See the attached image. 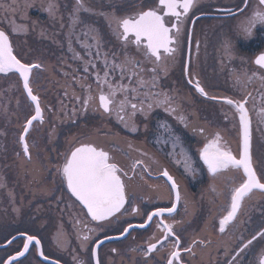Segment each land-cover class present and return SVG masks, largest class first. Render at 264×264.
I'll list each match as a JSON object with an SVG mask.
<instances>
[{
    "label": "snow or ice",
    "instance_id": "snow-or-ice-1",
    "mask_svg": "<svg viewBox=\"0 0 264 264\" xmlns=\"http://www.w3.org/2000/svg\"><path fill=\"white\" fill-rule=\"evenodd\" d=\"M195 3L196 0H125L127 6L117 2L111 3L109 10H103L92 8L90 0H74L71 11L68 13L69 50L73 52L74 58L83 62L85 72H88L90 68L95 70L97 87L93 91L91 84L81 83V87L87 89V94L83 97L75 96V99L80 102V108L72 109V117H75L78 112L87 113L91 108L93 111H102V114L109 117L115 115L120 123L135 132L137 131L136 118L138 114L146 119L155 108L163 107L165 111L177 115V119L184 123L185 127H188L186 117L179 115L177 107L173 106L177 104L176 98L163 90L160 80L162 74L163 76L168 74L170 64L175 63L177 55L180 54L181 36L184 33L183 25ZM242 3L243 8L239 9L241 14L249 7V0H242ZM256 5L251 14L237 24V34L250 37L257 25L264 26V0H256ZM39 6L51 19H59L61 27H63V15L60 13L59 0H42ZM34 7L36 5L32 0H0V11L4 14L0 23L6 21L8 27V31L0 28V74L6 77L9 74L18 77L22 83L23 93L34 106V114L25 119L19 136L23 155L28 162L32 161L28 139L30 130L33 129L34 122L37 124L44 122L41 97L34 92L32 87L33 72L42 69L43 65L39 62L24 61L22 58H18L9 33L19 34L22 31H27L26 27L16 25L14 18L18 16L24 18V14ZM82 13L103 17L117 47L111 52L103 51L104 36L94 23L82 18ZM228 14L236 15L231 10L228 11ZM78 27L81 35L88 38L82 41V48L86 55L93 59H85L72 47L73 36L77 41L81 39L80 35H76ZM199 46L197 41V51ZM233 48L231 39L226 38L223 41L225 54L231 57ZM95 58H102V69L97 70V65L94 63ZM254 63L260 69H264V52L255 58ZM146 76L149 78L145 79ZM254 78L259 80L261 87L264 88V75H258L255 72L251 76L247 72L234 73L237 85L243 86ZM188 82L192 83V80ZM195 88L202 96L212 100L217 99L215 96H209L199 80H196ZM141 89H146V91H141ZM153 89L159 90L152 91ZM65 95H68L67 91ZM250 96L249 92L238 100L224 98V102L232 106L238 113V121L242 128L243 149L239 158L226 148L219 131L209 136L205 134L203 127L193 129L204 138L203 147L198 150L199 157L207 166V171L211 173L213 179L230 170H242L243 178L240 183L230 187L229 206L226 214L218 222V231L221 234L226 233L230 227L243 223L240 216L243 214L246 198H251L255 192L264 195V179L257 175L251 154L252 119L247 107ZM261 100H264V92L261 93ZM17 105L19 106V100ZM63 109L64 105L61 101L60 111L63 112ZM49 111H51L50 107ZM257 117L260 123H264V106L260 108ZM225 118H227V114ZM158 127L173 138L174 145L180 141V137L176 136L166 123H161ZM55 133L56 130L53 127L49 137L54 138ZM128 147L130 150L139 151L133 149L131 144ZM60 155L61 162L54 165L59 182L66 185L71 197H74L84 210L85 216L90 217L87 222L78 216L73 217L74 226L83 225V228L78 231L86 229L82 237L78 235L82 248L87 250L88 243L98 235L99 230L104 229L105 222L110 223L113 218L119 219V216L126 212L130 215H143L144 221L139 225L128 223L120 230V237L127 238L136 228L147 229L153 224L160 232L159 237L153 233L141 246V254L144 257L143 264H152L153 261L155 264H191V260L185 261L184 253H187L190 258H195L198 247L208 248L211 245L212 242L206 238L192 237L182 241L177 229L182 221L176 220L175 216L179 215L178 208L181 206L187 214L189 205L182 196L180 185L167 169L162 170L160 174L170 182V206H156L153 210L142 213L140 206L132 203L126 179L134 178L138 169L141 170V174L145 172L150 174V166L143 158L133 159L130 171H126L115 162L109 151L92 142H77L75 137L67 141V148ZM147 155V153H141V157ZM17 156H20V153H17ZM182 156L184 157L185 171L194 174L196 169L191 166V157L186 152H182ZM3 187L6 185L0 182V188ZM211 190L215 192V186H212ZM12 195L9 192V196ZM62 199L63 197H60V200ZM15 210L19 211V209ZM166 214L171 218V223L165 219ZM91 222L98 223L96 227H88ZM19 235L23 238L22 248L17 250L14 255L8 256L6 260L0 261V264H17V262L23 264L21 258L29 253L30 247L37 251L44 260L49 259L45 255L41 239L37 235L29 234L27 231H22ZM58 235L65 238L63 241L57 239L58 246L63 248L68 241L67 233L63 231L62 226L58 230ZM120 237L105 234L103 239L96 240L91 249L95 264H102L98 253L101 245L105 241ZM15 239L16 237L13 236L8 240V244H11ZM238 241L234 247H229L226 244L221 245L226 257L224 264H246V257L255 253L254 242L264 244V226L253 232L250 238L245 239L241 235L238 237ZM165 249L167 250L165 251ZM112 251L116 252L117 250L112 249ZM132 251L135 252L137 249H132ZM162 252H164L163 256H161ZM158 256L160 259H157ZM54 264H60L59 260H56ZM248 264H256V262L249 261ZM258 264H264V247L259 249Z\"/></svg>",
    "mask_w": 264,
    "mask_h": 264
},
{
    "label": "flooded vegetation",
    "instance_id": "flooded-vegetation-1",
    "mask_svg": "<svg viewBox=\"0 0 264 264\" xmlns=\"http://www.w3.org/2000/svg\"><path fill=\"white\" fill-rule=\"evenodd\" d=\"M110 1L107 0L106 2L111 4ZM256 6V0H249V7L241 14L239 9L243 8L242 0H204L203 2L197 3V7L199 8H195L196 11L192 8L189 12L188 18L183 25L184 33L181 36L180 54L177 55L175 63L170 64L168 74L166 76L162 74V79L160 80V85L163 90L169 92L176 98L177 104L173 106L177 107V113L179 115L186 117V121L189 125L188 127H185L184 123H181L177 119V115L165 111L163 107L155 108L146 119L138 114L136 118L137 131L135 132L130 131L129 128H126L120 123L115 115L109 117L106 114H102L103 122L99 123L104 124L101 132L106 134L105 136L109 138L110 145H107V149L112 150V152H110L111 155L114 158L117 157L119 159V157H121L123 159L121 163L119 160H116V162L120 164V167L124 168L126 171H130V164L133 159H136V152L130 150L127 145H125V147L123 146L125 142L127 144L130 143L133 148L137 147L139 150L138 152L141 150L137 158H143L150 166V174L147 172L141 174V170L138 169L134 178L126 179L127 189L132 197V203L134 205H139L142 213L153 210L156 206L168 207L171 204L170 182L167 181L166 177L160 174L162 170L167 169L170 175H172L180 185L182 196L188 202L189 207L187 214H185L182 206L178 208L179 215H176L175 219L182 221V224L177 226L178 234L181 235L182 241L192 237H198L206 238L212 242L208 248L198 247L196 249L197 255L195 258H190L187 253L183 254L185 261L191 260V264H224L226 257L224 249L221 247V245L225 244L224 241L228 242L230 240L232 245L230 247H234L239 242L238 237L242 235L245 239L250 238V235L258 230L259 226L262 224V226H264L263 198L256 203H249L251 198L258 196V193L255 192L251 198H246L245 200L243 214L240 216V220L243 223L237 224L235 227H230L224 234L219 233L218 222L219 219L226 214V210L229 206L230 187L233 186V184L241 182L243 178L242 170H230L213 179L211 173L207 171V166L199 157L198 150L203 147L204 138L193 130L194 128L203 127L205 128V134L210 136L207 125L212 124L213 127L217 128L216 132L219 131L221 133L222 142L225 144L226 148L239 158V154L242 152L243 147L238 113H236L232 106L224 102V98L238 100L249 92L251 96L248 97L249 102L247 107L251 114L253 128L255 127L253 116L254 114L257 116L256 113L264 106V100H261V93L264 92V88L261 87L260 81L255 78L250 83H245L243 86L237 85L235 80L231 81L229 79V75L226 74V72L222 74V83H224V85L220 82V84L216 83L214 80H216V76L219 73L216 57L214 55L216 53V46L214 42L207 40L208 37L205 36L206 32L198 29V24L206 19H219L223 22L237 25L239 20L250 15L251 11L256 8ZM193 10L195 13H193V17H191ZM229 10L236 15H229ZM101 24H103L104 28H108L104 19H102ZM56 25H59L61 28V23L58 20L55 22V26ZM69 26L66 19H64L62 29L60 30L59 27L55 28L56 31L61 32L60 36L62 38L60 42L64 38L67 41L66 36H68ZM255 30L256 32L252 33L250 38L242 37L240 40L233 39L238 43V46L240 45V50L246 52V60L249 62H246V70L244 71L247 72L249 76L254 72L258 75H264V69H260L259 66L254 63L255 58L261 52H264V26L257 25ZM6 31H8L7 28ZM231 31H233L237 37V33L234 30ZM105 33L108 36L106 39L109 45L103 46L102 50L111 52L117 47V43L112 37L109 28L105 30ZM9 35L15 52L18 54V58H22L24 61L39 62L43 65L42 69L34 70L32 77V87L34 88V92L41 97L42 107L44 106L43 101L49 98L50 92L47 93L48 90L54 91L53 93H55L56 98H58L59 95L64 97L66 105L76 103L74 108H78L80 102L77 100H75V102L71 94H87V89L82 88L81 83L91 84L93 91H95L94 87L97 86L95 83V70L90 68L88 72H79L81 69L80 66L83 68V62L74 58L73 52L69 50L68 45L65 51L60 50L59 52H56V49H59L58 47L50 45V48L54 47L55 51L48 50L43 53H35L27 55L28 58H26L20 52L16 39H14L10 33ZM82 41V38L80 41L74 38L72 47L77 52L81 53L82 51L86 54L85 50L82 48ZM197 41L200 45L198 51L196 48ZM251 48L253 51H250ZM93 54L95 55L94 49ZM85 59H93V57H88L86 55ZM202 61L205 63L204 67ZM94 63L97 65V70L103 68L102 58H95ZM234 68L238 69V67ZM185 69H187V71H185ZM197 69L200 74L199 76L194 74ZM209 69L211 70L212 80L214 81L211 86L210 84H206L207 81L202 73L203 70L206 73V77H208ZM65 73H67V75H65ZM148 78L147 76L145 77V79ZM189 80H192V83H189ZM196 80H199L201 86L205 88V91L208 92L209 95L211 93L210 96H215L217 99L212 100L202 96L195 88ZM125 83H127V80H125ZM4 85L5 88L3 93L6 92L8 97L6 98L7 101H5V99L4 101L0 99V104L3 106L7 105V107L11 109L10 112H7V115L13 118L12 114H18V111L16 110L15 112L17 101L13 102L12 97L13 95H15L16 98L18 97L20 88L22 89V83L16 76L9 74V76L6 77L0 74V86ZM13 85L15 86L13 87ZM158 90L159 89H153L152 91ZM66 91L68 92L67 96L65 95ZM141 91H146V89H141ZM0 95L3 94L0 93ZM56 98L53 97L54 110L55 104L57 105L55 111L52 110L51 104H47L48 108H46V110H49V107L51 108L49 126L44 124L47 121L44 109L43 124L34 123V130L30 131L28 137L30 151L32 153L34 147V157L40 168H24L25 165L27 167L31 165V162H27L22 152V146L19 143V136L25 119L30 117L33 113L29 112L27 117L24 114L26 118L22 117V120H16L15 123L13 122L15 126L9 127V130H11L7 154L11 160V166L10 170L5 171V177L8 181L7 187H9L10 190H14V199L12 196H9L7 190L3 191L2 188H0V208L9 207V204L14 201L15 205L21 207L25 212L27 211L30 220H42L46 214L50 215L53 212L59 214V210L61 218H64L65 222L67 221V228L72 233H75L74 231L83 228V225L74 226L73 217L78 216L85 222L90 220V217L85 216L84 210L79 203L75 201V198L71 197L66 185L59 182V178L54 170V165L62 160L60 154L65 151V146L62 149L61 146L59 147L55 144L58 152L54 154V156L52 154H50L49 157L47 156L49 152L54 153V151L49 148V141L51 139L49 133L51 129L53 127L55 128L57 138L59 137L58 129L59 132H62L61 120L63 117L59 115V118H57L58 113L56 111L59 110L60 105L56 102ZM26 102L28 103V100H26ZM20 103L21 106L25 107L26 103H24V101H20ZM30 105L32 108L33 106L31 103ZM209 109H213L210 115L207 113ZM20 110L19 108V111ZM11 111H13L12 114ZM52 111L55 112V122L52 120ZM227 111H230V113L232 111L233 114L229 115ZM64 112L65 114L68 113L67 110H64ZM69 112H71L70 119L73 120L72 110H69ZM96 112L99 111H93L90 108L86 114L83 113V116H87V118L90 119V116L93 115L98 118ZM226 114L227 118H225ZM91 120L95 122L96 118H92ZM75 122L77 123V121ZM161 123L169 125L174 134L180 137L178 143L174 145L173 138L164 132L162 128L158 127ZM145 125H147V128H145ZM42 127L46 128L44 129ZM233 132L238 133L240 136L238 143L239 149L238 147L234 150L230 148L228 139L232 141L234 138V136L232 137L234 134ZM213 133L215 132L211 134ZM62 138H64V136ZM255 148L252 143L251 154L253 166L257 175L264 179V161L259 159V156H255ZM182 152H186L191 157V166L196 169L194 174L185 171ZM17 153H20V156H17ZM141 153H147L148 155L141 157ZM212 186H215V192L211 190ZM60 197H63V199L60 200ZM69 205H71V207H69ZM20 217L24 218V216ZM124 217L125 219H122L121 222L119 219H113L110 223H105L110 226L99 230L98 235L94 238H97L96 240L102 239L105 234L108 236H118L120 230L126 227L128 223L139 225L144 221L143 215H130L126 212ZM14 219L17 220V216ZM14 219L12 221H15ZM165 219L167 222L171 223V218L168 217L167 214L165 215ZM96 225L97 222H91L88 224V227H96ZM26 231L29 234L36 235L34 232ZM153 233H155L157 237L160 236V232L157 231L155 224L150 225L147 229L136 228L127 238L109 243L116 244V246L119 247L123 242L130 240V244H127L124 254L131 258L132 264H143L144 257L141 254V246L145 244ZM258 245L255 246L257 250L254 255L246 257V264H248L249 261H255L256 264H258L259 248L261 246L257 248ZM112 249L117 250L113 252V254L119 255L120 251L117 248L113 247ZM132 249H137V251L134 252ZM166 250L167 249H165V251ZM163 255L164 252L161 253V256ZM157 259H160V256H158ZM152 264H155V261H153Z\"/></svg>",
    "mask_w": 264,
    "mask_h": 264
},
{
    "label": "rangeland",
    "instance_id": "rangeland-1",
    "mask_svg": "<svg viewBox=\"0 0 264 264\" xmlns=\"http://www.w3.org/2000/svg\"><path fill=\"white\" fill-rule=\"evenodd\" d=\"M106 1L107 0H90V6L94 9L109 10L110 9V3L106 2ZM197 1L203 2L204 0H196L195 6L193 7V9L195 11H196L195 8H199V7H197V3H198ZM32 2L36 5V7L32 8L30 11L26 12L24 14V18H21L19 16L14 18L15 24L26 27L27 31L26 32L22 31L19 34L10 33L14 37V39H16V42L19 45V49H20V52L22 53V55L25 56L26 58H28L27 55L40 53V52L43 53V52L48 51V50L55 51V48L54 47L50 48V45H55L56 47L59 48V49H56L57 50L56 52H59L60 50L65 51V49L67 48L66 46L68 45V47H69L68 36H66L67 41L64 38L60 42V39L62 38L60 36L61 32L55 30V28H57V27L60 28V26L56 25L57 26L56 27L55 26L56 20L51 19L48 16V14L40 8L39 5L42 2V0H32ZM110 2L111 3H117L118 2L121 5L127 6L125 4V0H111ZM59 3H60V13L63 15V21H64V19H66V21L68 22V25H70L68 13L71 11L74 0H59ZM194 10L191 14V17H193V13H195ZM3 15H4L3 12L0 11V20L3 19ZM81 15H82V18L86 19L87 21H89L91 23H94L95 26L100 30V32L104 36L103 46L109 45V43L107 42V39H106V38H108V36L105 33V30H108V28L107 27L104 28L103 24H101L103 17H100L98 15H89L86 13H82ZM243 19H240L239 22ZM57 20L60 22L59 19H57ZM33 22H36V23L34 24ZM0 25H2L8 29L6 21L0 23ZM236 26H237L236 24H233V23L229 24V23L223 22L222 20H219V19H217V20L206 19L203 22L198 24V29H201V30L206 32L205 36L208 37L207 40H210V41L215 43L216 53L214 55L216 57V62H217V67H218L219 73L216 76V80H214V81L216 83L220 82L223 85H224V83H222L223 82L222 74L224 72H226V74L229 75V79L231 81H233V80H235L234 79V73L235 74L244 73L245 72L244 70H246L245 64H246V62H249L248 60H246V57H247L246 52L245 51L243 52L242 50H240V45L238 46V43L235 40H233V39L240 40V38H242V37L245 38V36L243 34H237V37H236L235 33L233 31H231V30H234L237 33ZM61 29H62V27L60 28V30ZM254 32H256V30H254L253 33ZM76 35H80V37L82 38L83 41L88 39V38L81 35L79 29L77 30ZM231 37H232V39H231ZM250 37H246V38H250ZM74 38H75V36H74ZM74 38H72V43L74 42ZM226 38H230L231 42L234 46L233 53H232L231 57L226 55L224 50H223V41ZM89 42H91V41L89 40ZM80 54L84 57L86 56V54L83 53L82 51ZM243 55H245V56H243ZM204 65H205V63L203 62V67H204ZM234 67H238V69H236ZM80 68L81 69L79 70V72H84L82 66H80ZM202 73L205 76V79L207 81L206 84H208V85L210 84V86H211L214 83V81L212 80L211 70L209 69V71H208L209 74L207 76L209 78L206 77V73L203 70H202ZM194 74L196 76L200 75L198 73V69H197V71L194 72ZM225 81H226V79H225ZM96 87L97 86H95L94 88L96 89ZM1 90H3V89H1ZM1 90H0V93H2L3 95H1L0 97H2V98L4 97L5 101H7L6 98L8 97V94L6 92L3 93V91H1ZM49 92H50V95H49L48 100L46 98L43 101L44 102L43 107L45 109L46 118H47L46 119L47 121L44 123L46 126L47 125L49 126V124H50L49 118L51 115L50 111L48 109L46 110V108H48L47 104H51V108H52V110H54L53 97L56 98L55 93H53L54 91L52 92V91L48 90L47 93H49ZM215 94H218V93H215ZM71 95L73 96V100L75 101L76 100L75 96L83 97L86 94L80 93V94L76 95V94L72 93ZM210 95H211V93H210ZM212 95H214V94H212ZM18 100H19V106L17 105V108H15V112L17 110L18 114L16 113L14 115V114H12L13 111H11L13 118H11V117H9V115H7V112H10L11 109H9L7 107V105L4 107L3 105L0 104V180H1L0 182H3L4 184L6 182V184H5L6 187L2 188V190L3 191L7 190V192H11L13 194L12 195L13 199H14V190H10V188L7 187L8 181L6 180V177H5V171L10 170V166H11V160L7 154L8 150H9V147H8L9 143L8 142H9V137H10L9 135H10V130H11V129L9 130V127L15 126L14 123L16 122V120H18V119L22 120V117L26 118L27 115H29V112L30 113L33 112V107L31 108L30 103L28 102L29 103V105H28V103L26 102V100H27L26 95L23 93L21 88H20L19 95L15 101H18ZM20 101H24V103H26L25 107L21 106ZM61 101H63V105H64L63 112L60 111ZM56 102H58L60 105L59 110H57L56 112L58 113V115H62V117H63V119L61 120V123H62L61 131L62 132H59V129H58V134H59L60 139H59V137L57 138L56 133H55V137L50 139L49 148H51L54 151V153L49 152L47 155L48 157L50 154H52L54 156V154H56L58 152L55 144H57L59 147L61 146L62 149L65 146V150H66L67 141L73 137L76 138L77 142L92 141V142L96 143L97 146L102 147V148H107L108 147L107 145H110L109 138H107L105 136L106 134L101 132V130L104 127V124H99V123L103 122L102 121L103 115H102L101 111L96 112L98 115V118L91 115L90 119L87 118V116L84 117L83 113L78 112L77 115L72 120V119H70V117H71L70 113L71 112H69V110H72L76 106V103L72 104V105H70V104L66 105L65 101H64V97H61L60 95L58 96V98H56ZM56 106L57 105L55 104V110H56ZM19 108L21 109L20 111L18 110ZM79 108H80V106L76 109H79ZM64 110H67L68 113L65 114ZM212 110L213 109H209V111L207 112L208 115L211 114ZM227 112L229 115L233 114L232 111H231V113H230V111H227ZM24 114L26 115V117ZM84 114H86V113H84ZM92 118H96V120H95L96 123L93 120H91ZM257 118L258 117L254 114L253 119H254L255 127L253 128V136H254L253 147L254 148L257 147V148H255V156L256 157L259 156L260 157L259 159H264V123H260ZM52 120L54 122L56 121L55 112H53V111H52ZM75 121H77V123ZM216 123H218V122H216ZM94 124H96V125H94ZM207 127H208V131H209L210 135L212 132H216L217 128L213 127L212 124L211 125L208 124ZM42 128L45 129L46 127H42ZM63 136H64V138H62ZM233 136H234V138L232 139V141L230 139H228V141L230 144V148H233V150H234L238 147L240 136L238 135V133H234L232 135V137ZM225 142H226V140H225ZM129 144H127L125 142V143H123V146L125 147V145L128 146ZM133 149H137V147L133 148ZM238 149H239V147H238ZM34 151H35V149L33 147V152H32L33 154L31 153L32 157L34 158V159L32 158L33 162L31 161V165H29L28 167L25 165L24 166L25 169L35 168V167L40 168L37 164V161L35 160ZM109 151L112 152V150H109ZM134 152H136V158H137V157H139L138 155H140L141 150H140V152H138V151H134ZM114 160L115 161L119 160L121 163V161L123 159L121 157H119V159L117 157H115ZM257 193H258V196L251 198L249 200V203H251V202L256 203V202L260 201L261 198H263V200H264V195H261L259 192H257ZM15 209H19V211L17 212ZM58 212H59V214L55 213V212H53L50 215L46 214L45 217L42 218V220L41 219H39V220H32L31 219L30 220L28 218L27 211L26 212L23 211L21 209V207H19L18 205H15V202L12 201V203L9 204V207L7 206L6 208H0V243H4V242L8 241L10 239V237L15 236L16 234H19L22 231L28 230L29 232H34L41 239L42 243L44 244V252H45V254H47V256H49L53 259L56 258L65 264H94L93 256L91 255V249L93 248V245L95 244L97 238H94L91 241L93 243H91V242L88 243L87 250L85 248H82L80 246L81 241H80V239H78V235L82 237V235L85 234L86 230H84V231H77L76 230V231H74L75 233H72L66 226L67 221L65 222V219L61 218L59 210H58ZM16 216H17V220L14 219ZM20 216H24V218H21ZM124 216H125V214L122 216H119L120 222L122 221V219H125ZM4 218H5V220H4ZM13 219L15 221H12ZM67 220H69V219H67ZM61 226L63 227V231L67 233V241H68V243L63 248L59 247L57 244V239H59L61 241H63L65 239L62 235H58V230L61 228ZM107 226H110V225L106 224L105 227H107ZM261 226H259V228ZM224 242L229 247L232 246L230 240L228 242H226V241H224ZM22 243H23V238H21L20 240H17V241L15 240V242L12 243V245L7 249H0V261L6 260L8 256L15 253L17 250H20L22 248ZM127 244L128 245L130 244V240L123 242L121 245H119V247H117L116 244H113V243L112 244L108 243L106 245H103L99 249V251H100L99 255H100L102 264H132L131 258L127 257L124 254L125 248L127 247ZM258 244H259V242L254 243L255 246ZM259 246H260V248L264 247V244H259L257 246V248ZM113 247L117 248L120 251L119 255L113 254V251H112ZM256 250L257 249L255 248V252H256ZM22 261H23V264H48V263L42 262V260L39 258L38 254H37V251H34L33 249L28 253V255L26 257L22 258ZM17 264H18V262H17Z\"/></svg>",
    "mask_w": 264,
    "mask_h": 264
},
{
    "label": "water",
    "instance_id": "water-1",
    "mask_svg": "<svg viewBox=\"0 0 264 264\" xmlns=\"http://www.w3.org/2000/svg\"><path fill=\"white\" fill-rule=\"evenodd\" d=\"M0 28H2V27H0ZM4 30L6 31V29L4 28ZM14 47V46H13ZM15 50V49H14ZM42 106V105H41ZM43 108V107H42ZM35 123V122H34ZM242 136V147H243V135H241ZM89 142H92V141H89ZM92 143H94V142H92ZM251 143H252V140H251ZM95 145H97L96 143H94ZM102 148V147H101ZM252 148V147H251ZM103 149H105V150H107V151H109L107 148H103ZM109 153H110V151H109ZM111 154V153H110ZM115 159V158H114ZM116 162V161H115ZM117 163V162H116ZM118 164V163H117ZM119 166H120V164H118ZM119 215V214H118ZM113 219H115V218H113ZM112 219V220H113ZM116 220V219H115ZM98 223V222H97ZM105 223H107V222H105ZM15 237H16V239H19V238H21L20 237V235L18 234V235H15ZM112 237H120V234H119V236H112ZM12 238V237H11ZM15 239V240H16ZM103 239V238H102ZM119 239H123V237H120V238H118V239H112V240H108V241H105V243L104 244H106V243H108V242H110V241H118ZM42 244V247H43V243H41ZM11 244H8V241L7 242H5V243H0V248H7V247H9ZM102 246V245H101ZM30 250H31V247H30ZM43 251H44V247H43ZM30 252V251H29ZM98 253H100V251L98 250ZM15 253H13V254H11V255H14ZM37 254H38V252H37ZM28 254H26V256H27ZM46 255V254H45ZM25 256V257H26ZM38 256H39V254H38ZM47 256V255H46ZM100 256V255H99ZM49 257V256H48ZM22 258H24V257H22ZM22 258H21V260H22ZM39 258L42 260V262H45V263H48V264H54V262L57 260V259H53V258H51V257H49V259L48 260H44L43 259V257H40L39 256ZM60 262V261H59ZM93 262H94V264H95V258L93 257ZM60 264H63L62 262H60Z\"/></svg>",
    "mask_w": 264,
    "mask_h": 264
},
{
    "label": "trees",
    "instance_id": "trees-1",
    "mask_svg": "<svg viewBox=\"0 0 264 264\" xmlns=\"http://www.w3.org/2000/svg\"><path fill=\"white\" fill-rule=\"evenodd\" d=\"M243 48H244V47H243ZM250 51H253L252 48L250 49ZM4 88H5V85H4V86H0V90L3 89V90H1V91H4ZM0 96H1V95H0ZM9 97H10V95H9ZM0 99L4 101V97H3V98L0 97ZM12 99H13V100H12L13 102L16 100L15 95H13ZM3 104H4V103H3ZM4 107H5V106H4ZM18 110H19V109H18ZM1 112H2V111H1ZM2 113H3V112H2ZM261 160L264 161V159H261ZM115 256H116V255H115Z\"/></svg>",
    "mask_w": 264,
    "mask_h": 264
}]
</instances>
